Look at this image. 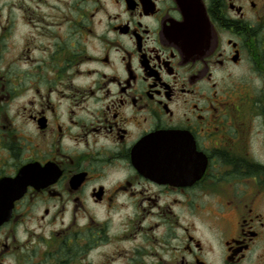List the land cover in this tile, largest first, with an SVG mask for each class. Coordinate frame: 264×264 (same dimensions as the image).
<instances>
[{
    "label": "flooded vegetation",
    "instance_id": "1",
    "mask_svg": "<svg viewBox=\"0 0 264 264\" xmlns=\"http://www.w3.org/2000/svg\"><path fill=\"white\" fill-rule=\"evenodd\" d=\"M102 249L264 264V0L1 10L0 264Z\"/></svg>",
    "mask_w": 264,
    "mask_h": 264
},
{
    "label": "rangeland",
    "instance_id": "2",
    "mask_svg": "<svg viewBox=\"0 0 264 264\" xmlns=\"http://www.w3.org/2000/svg\"><path fill=\"white\" fill-rule=\"evenodd\" d=\"M11 1L14 2V3H16L17 0H0V12H1V10H5L6 7H7V5ZM6 11L2 13V15L4 16V19H5V16L7 15ZM13 15L16 16V13H14ZM4 19H2V20H4ZM129 246L131 247L132 244H129V243L123 244V247L126 250H129L130 249ZM104 253H106L104 249H102V250H100L98 252H95V254L93 255L94 264H122V259L121 260H118L116 263H109L108 262L109 261V258H107V256L106 257H103Z\"/></svg>",
    "mask_w": 264,
    "mask_h": 264
}]
</instances>
